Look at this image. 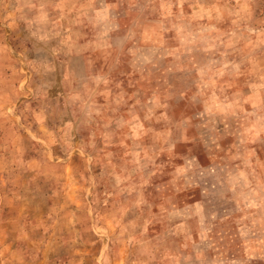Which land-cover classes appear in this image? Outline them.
I'll return each instance as SVG.
<instances>
[{
    "label": "rangeland",
    "instance_id": "1",
    "mask_svg": "<svg viewBox=\"0 0 264 264\" xmlns=\"http://www.w3.org/2000/svg\"><path fill=\"white\" fill-rule=\"evenodd\" d=\"M0 264H264V0H0Z\"/></svg>",
    "mask_w": 264,
    "mask_h": 264
}]
</instances>
